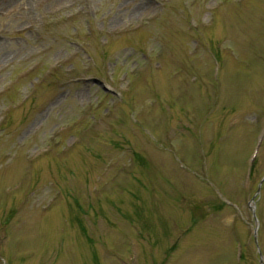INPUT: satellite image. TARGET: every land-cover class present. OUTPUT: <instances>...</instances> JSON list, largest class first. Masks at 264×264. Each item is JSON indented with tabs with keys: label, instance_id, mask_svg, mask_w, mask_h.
<instances>
[{
	"label": "rangeland",
	"instance_id": "rangeland-1",
	"mask_svg": "<svg viewBox=\"0 0 264 264\" xmlns=\"http://www.w3.org/2000/svg\"><path fill=\"white\" fill-rule=\"evenodd\" d=\"M264 0H0V264H264Z\"/></svg>",
	"mask_w": 264,
	"mask_h": 264
},
{
	"label": "water",
	"instance_id": "water-1",
	"mask_svg": "<svg viewBox=\"0 0 264 264\" xmlns=\"http://www.w3.org/2000/svg\"><path fill=\"white\" fill-rule=\"evenodd\" d=\"M263 178H264V177H263ZM262 180H263V179H261V180L259 181L258 186H257V189H256L254 195L252 196V198L250 199V202H253L255 195L259 192L260 184H261ZM249 207H250V209H251V211H252V216H253V218H254V220H255V223H256V218H255V214H254V205H249ZM256 229H257V225L254 227V230H253V237H254V241H255V242H256ZM258 253H259V262H260V264H263V263H262L261 254H260V252H258Z\"/></svg>",
	"mask_w": 264,
	"mask_h": 264
}]
</instances>
